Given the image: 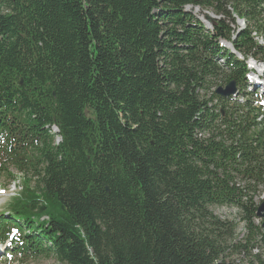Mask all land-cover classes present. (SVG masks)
<instances>
[{
  "label": "trees",
  "instance_id": "obj_1",
  "mask_svg": "<svg viewBox=\"0 0 264 264\" xmlns=\"http://www.w3.org/2000/svg\"><path fill=\"white\" fill-rule=\"evenodd\" d=\"M249 58L264 0H0V170L23 174L0 242L62 264H240L264 185ZM213 206L242 211L244 245Z\"/></svg>",
  "mask_w": 264,
  "mask_h": 264
},
{
  "label": "rangeland",
  "instance_id": "obj_2",
  "mask_svg": "<svg viewBox=\"0 0 264 264\" xmlns=\"http://www.w3.org/2000/svg\"><path fill=\"white\" fill-rule=\"evenodd\" d=\"M187 10L191 11L207 28H210V22H208L205 17L208 15L212 19L217 18L212 10L200 9L197 7H186ZM236 24L239 27H243V21L237 19ZM223 46L230 48V45L222 41ZM254 60H250L249 64L254 65ZM257 66L260 65L256 62ZM253 76L248 74L245 79V84L240 88V92L245 99L250 101L252 104H257L264 108V91L263 87L260 84H256L257 89L253 88L252 85ZM218 86L224 87L225 83L217 82ZM259 83V82H257ZM217 86V87H218ZM216 87V88H217ZM219 107V106H218ZM26 173V174H25ZM24 181L28 182L29 187H33L36 182V176L33 175L31 171L25 172ZM12 174L16 175L15 179H12ZM21 176L17 173L16 169L12 165L3 166V170H0V188L7 190V193L0 194V211L7 208V204L12 195L13 191L18 190V184L21 182ZM12 179V180H11ZM15 186V187H14ZM253 193L255 204H259L264 200V185L257 186ZM211 211L218 216L221 220L230 223L234 228V239L236 244H239L238 248L244 245L245 238L248 234V229L242 221L243 213L240 209H237L235 206H213L210 208ZM253 223L256 226H259V230L253 233V237L250 245H247L246 250L241 249L232 257L233 259L240 264H258L259 261L261 264H264V218L259 217L254 219ZM0 264H62L58 262L54 257H38L30 258L28 260L20 258L19 256H12L8 253L6 246L0 245Z\"/></svg>",
  "mask_w": 264,
  "mask_h": 264
},
{
  "label": "water",
  "instance_id": "obj_3",
  "mask_svg": "<svg viewBox=\"0 0 264 264\" xmlns=\"http://www.w3.org/2000/svg\"><path fill=\"white\" fill-rule=\"evenodd\" d=\"M205 19L210 23L213 22L212 17L208 15L205 17ZM215 93L222 97L232 96L236 93L235 83L231 81L227 83L225 87L219 86L215 90ZM256 216L264 218V200L258 204L257 210H256Z\"/></svg>",
  "mask_w": 264,
  "mask_h": 264
},
{
  "label": "bare ground",
  "instance_id": "obj_4",
  "mask_svg": "<svg viewBox=\"0 0 264 264\" xmlns=\"http://www.w3.org/2000/svg\"><path fill=\"white\" fill-rule=\"evenodd\" d=\"M252 85L254 86L253 88H256L257 89V86L255 84V82L253 81Z\"/></svg>",
  "mask_w": 264,
  "mask_h": 264
}]
</instances>
